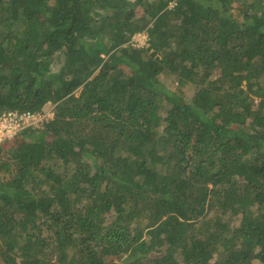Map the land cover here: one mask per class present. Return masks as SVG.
<instances>
[{
	"label": "trees",
	"instance_id": "obj_1",
	"mask_svg": "<svg viewBox=\"0 0 264 264\" xmlns=\"http://www.w3.org/2000/svg\"><path fill=\"white\" fill-rule=\"evenodd\" d=\"M46 106L0 264H264V0H0V116Z\"/></svg>",
	"mask_w": 264,
	"mask_h": 264
},
{
	"label": "built area",
	"instance_id": "obj_2",
	"mask_svg": "<svg viewBox=\"0 0 264 264\" xmlns=\"http://www.w3.org/2000/svg\"><path fill=\"white\" fill-rule=\"evenodd\" d=\"M140 39H142V41H140ZM147 39L148 34L144 32L134 35L132 41L133 43H139L141 45H144L147 42ZM47 114L49 115V112L45 113V111H38L33 113L31 111H11L3 113L0 116V143L6 140L13 139L27 127H38L42 125L43 122L49 119H53L54 113L52 110L51 115H49V119H47Z\"/></svg>",
	"mask_w": 264,
	"mask_h": 264
},
{
	"label": "rangeland",
	"instance_id": "obj_3",
	"mask_svg": "<svg viewBox=\"0 0 264 264\" xmlns=\"http://www.w3.org/2000/svg\"><path fill=\"white\" fill-rule=\"evenodd\" d=\"M146 33V32H145ZM140 41H142V39H140ZM140 43H143V42H140ZM57 67H55V69H56ZM166 83H167V85L171 88V89H177L178 88V85H177V82L174 80V79H167L166 80ZM183 91L185 92V96L186 97H188V96H193L194 95V93H195V88H194V86H191V84H187V86H185L184 88H183ZM49 104H47V106H48ZM45 107V109H43L42 111H45V113H47V112H49V115H51V108H48V107ZM48 114L46 115L47 116V119H49L50 118V116H49ZM39 127V126H38ZM10 150H12L11 148L10 149H7L6 151H5V156H4V160H6V159H9V161L10 162H12V157H11V154L9 153V151ZM15 164V162L14 163H11V165L13 166ZM15 169H13V168H11V169H9L8 171H6L5 173H3V176L4 175H8V174H12L13 173V171H14ZM238 223V222H237Z\"/></svg>",
	"mask_w": 264,
	"mask_h": 264
},
{
	"label": "clouds",
	"instance_id": "obj_4",
	"mask_svg": "<svg viewBox=\"0 0 264 264\" xmlns=\"http://www.w3.org/2000/svg\"><path fill=\"white\" fill-rule=\"evenodd\" d=\"M141 33H144V32H141ZM146 33H147V32H146ZM136 34H139V33H136ZM136 34H135V35H136ZM131 42H133V41L131 40ZM134 44H139V43H134ZM144 45H145V44H144Z\"/></svg>",
	"mask_w": 264,
	"mask_h": 264
}]
</instances>
